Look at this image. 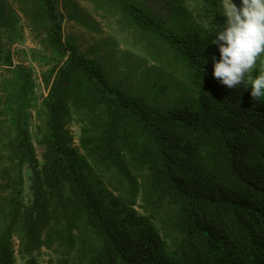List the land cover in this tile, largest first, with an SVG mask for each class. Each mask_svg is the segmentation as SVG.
Instances as JSON below:
<instances>
[{
    "label": "trees",
    "instance_id": "obj_1",
    "mask_svg": "<svg viewBox=\"0 0 264 264\" xmlns=\"http://www.w3.org/2000/svg\"><path fill=\"white\" fill-rule=\"evenodd\" d=\"M102 1L171 49L196 103L163 109L113 83L63 38L59 7L74 18L73 0H0L6 63L4 44L22 39L21 20L55 54L44 79L42 133L32 138L20 106L11 115L14 135L0 160V264L15 263L14 237L22 257L56 249L47 264H74L75 251L76 264H264V98L212 75L221 0H195L194 11L185 9L188 0H163L170 25L134 0ZM262 73L258 59L248 78ZM110 172L123 192L110 186Z\"/></svg>",
    "mask_w": 264,
    "mask_h": 264
},
{
    "label": "rangeland",
    "instance_id": "obj_2",
    "mask_svg": "<svg viewBox=\"0 0 264 264\" xmlns=\"http://www.w3.org/2000/svg\"><path fill=\"white\" fill-rule=\"evenodd\" d=\"M12 2V0H9ZM78 8L76 17L70 18L65 10L59 7L62 14V34L69 44L76 46L81 53L96 62L115 84L129 93H141L147 100L167 108L175 104L196 103L197 95L192 90L183 64L175 58L171 49L156 37L141 31L126 22L119 12L108 7L102 0H73ZM155 15L171 24V11L163 0H134ZM195 0H188L185 9L194 11ZM19 29L22 39L5 43L4 47L10 56V64L0 55V160L5 157V144L14 135L12 113L20 106L23 124L28 128L33 139L43 131L41 115L42 102L47 94L44 79L47 70L55 63V54L45 44L32 39L23 20ZM75 144H79L80 127L76 121L70 123ZM37 149V147H36ZM37 155L39 152L37 150ZM5 162V161H3ZM99 178L105 177L98 172ZM30 171L23 169V199H31L29 190ZM110 186L114 192H123L125 187L109 173ZM137 198L136 209L142 212ZM161 234L170 244L161 223L154 221ZM14 264H47L57 258L56 249L42 248L32 255L22 257L18 252L19 240L14 237ZM79 247V244H78ZM76 264L80 254L72 253Z\"/></svg>",
    "mask_w": 264,
    "mask_h": 264
},
{
    "label": "clouds",
    "instance_id": "obj_3",
    "mask_svg": "<svg viewBox=\"0 0 264 264\" xmlns=\"http://www.w3.org/2000/svg\"><path fill=\"white\" fill-rule=\"evenodd\" d=\"M220 7L225 22L215 30L213 44L219 59L213 60V77L229 89L251 87L256 101L264 98V73L248 78L264 59V0H221Z\"/></svg>",
    "mask_w": 264,
    "mask_h": 264
}]
</instances>
